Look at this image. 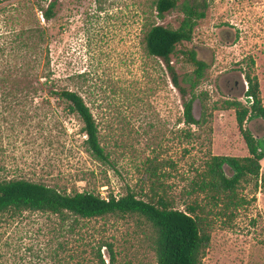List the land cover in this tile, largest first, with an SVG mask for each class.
I'll list each match as a JSON object with an SVG mask.
<instances>
[{
  "label": "rangeland",
  "instance_id": "rangeland-1",
  "mask_svg": "<svg viewBox=\"0 0 264 264\" xmlns=\"http://www.w3.org/2000/svg\"><path fill=\"white\" fill-rule=\"evenodd\" d=\"M51 1H0V179L106 198L131 190L146 199L160 180L184 209L190 183L212 154L248 155L236 111L226 102L246 103L249 71L259 80L264 105L263 7L207 0V17L193 40L178 45L208 64L194 104V114L205 121L188 125L165 62L149 55L144 43L151 24L177 28L179 8L159 17L156 0H56L55 15L46 21L42 10ZM39 30L46 33L43 43ZM48 64L55 89L84 97L110 162L87 150L83 122L65 102L52 97L57 114H41ZM172 64L187 87L182 79L193 66L181 54ZM246 126L264 135L262 119ZM261 165L264 177V159ZM240 196L244 205L226 215L215 207L203 264H264V183L250 179ZM75 220L30 211L3 215L0 264H157L153 230L143 218Z\"/></svg>",
  "mask_w": 264,
  "mask_h": 264
},
{
  "label": "trees",
  "instance_id": "trees-1",
  "mask_svg": "<svg viewBox=\"0 0 264 264\" xmlns=\"http://www.w3.org/2000/svg\"><path fill=\"white\" fill-rule=\"evenodd\" d=\"M1 1V0H0ZM159 17L179 8L181 18L177 28L162 24H151L144 36L145 48L149 55L160 58L167 66L173 84L183 98L184 122L201 125L205 117L198 119L194 114V104L198 98L195 89L204 78L208 64L199 59L194 49L180 50L178 45L193 40L195 29L207 17V0H156L154 3ZM56 0L42 10L46 21L55 15ZM39 42L46 40L44 30H39ZM183 56L193 66L191 74L181 77L173 66V57ZM44 92L41 114H57L51 98L67 104L69 113L76 114L83 122L87 138V150L99 161L110 162L109 154L103 147L97 121L84 97L68 88L55 89L53 71L48 66L43 69ZM247 89L246 103L240 99L228 100L227 107L234 108L240 132L248 148L246 156L211 155L203 170L190 183L185 208L176 206V198L171 196L164 184L157 180L149 198L139 197L131 190L121 196L102 197L93 191L67 192L43 182L28 179H0V219L5 214L26 211L57 215L62 222L70 217L75 219L100 218L107 215H130L143 218L153 230V243L157 264H203L205 252L211 243L214 228V209L222 207V213L237 210L244 205L240 188L252 178L259 179L264 159V135L256 137L246 126L249 119L264 121V105L260 93V83L251 72L245 73ZM190 98H187L188 95ZM252 97V99L250 98ZM199 99V98H198ZM204 195L203 198L201 196ZM190 199V201H189ZM216 213V214H218ZM75 220V221H76Z\"/></svg>",
  "mask_w": 264,
  "mask_h": 264
},
{
  "label": "built area",
  "instance_id": "built-area-1",
  "mask_svg": "<svg viewBox=\"0 0 264 264\" xmlns=\"http://www.w3.org/2000/svg\"><path fill=\"white\" fill-rule=\"evenodd\" d=\"M223 1H227L228 3H231V4L232 3H239V2H250L251 4H253L257 7H263L264 8V0H223ZM246 85H248L247 82H246ZM250 98L252 99V97H250ZM259 178H260L261 184L264 183V177H263V174L261 173V171H260ZM260 188H262V187H260Z\"/></svg>",
  "mask_w": 264,
  "mask_h": 264
}]
</instances>
